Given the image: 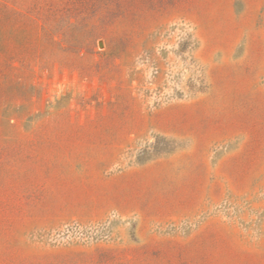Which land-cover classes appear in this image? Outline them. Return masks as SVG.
<instances>
[{"label":"rangeland","instance_id":"obj_1","mask_svg":"<svg viewBox=\"0 0 264 264\" xmlns=\"http://www.w3.org/2000/svg\"><path fill=\"white\" fill-rule=\"evenodd\" d=\"M0 264H264V0H0Z\"/></svg>","mask_w":264,"mask_h":264}]
</instances>
